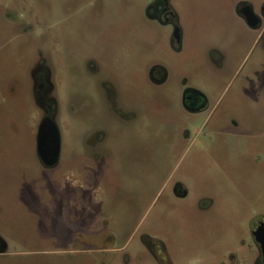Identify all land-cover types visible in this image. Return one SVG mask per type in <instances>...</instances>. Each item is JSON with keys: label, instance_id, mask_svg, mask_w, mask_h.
Returning <instances> with one entry per match:
<instances>
[{"label": "rangeland", "instance_id": "374dc122", "mask_svg": "<svg viewBox=\"0 0 264 264\" xmlns=\"http://www.w3.org/2000/svg\"><path fill=\"white\" fill-rule=\"evenodd\" d=\"M247 1L258 15L264 0ZM147 4L0 0V264H156L145 234L173 264H212L211 251L246 246L264 222V36L215 0H171L175 49L174 23ZM41 63L58 133L50 167L35 144ZM152 65L164 82L150 80ZM186 90L205 111L183 109Z\"/></svg>", "mask_w": 264, "mask_h": 264}, {"label": "flooded vegetation", "instance_id": "af4514ba", "mask_svg": "<svg viewBox=\"0 0 264 264\" xmlns=\"http://www.w3.org/2000/svg\"><path fill=\"white\" fill-rule=\"evenodd\" d=\"M96 0H88L89 3L95 2ZM148 2V9L152 10L151 19H154L160 23L173 22L175 27L174 33V42L175 49L178 48L179 37L181 34L180 29L178 28V19L176 14L173 12V7L171 4V0H146ZM220 5H226L237 11L238 16L242 19V21L246 24L247 27L257 30L258 36L261 38L264 36V4H262L260 8V13L258 15L254 14L252 11V5L247 0H215ZM252 12L253 15L257 18L256 24L252 27L247 25L245 21L244 14L245 12ZM40 53V52H39ZM89 64H93L92 61H89ZM45 67V68H44ZM49 74L50 68L45 66L44 64H37L33 70L32 75L34 77V89L36 91V96L38 100L41 101L42 107L46 108V114L43 116L42 122H46L54 128V131L47 132L43 138V146L45 149V154L47 158H50V155H54L57 150L58 154V146L55 147L56 142L58 145V133L53 123V115L55 112L54 100L50 99L47 101L44 99L43 92L45 90H51L52 86L49 83ZM149 77L150 80L154 84H160L165 80V71L160 65H152L149 68ZM105 84H108L105 82ZM111 85V84H108ZM118 90L115 86L111 85L110 91L106 94V101L111 105V109L120 118L124 116L123 110L119 107L118 102ZM182 107L185 111L195 114L199 112H203L206 109V105L204 104L203 96L194 91V90H186L182 95ZM41 122V123H42ZM39 124V126L41 125ZM35 137L36 144V153L38 154V129ZM56 133V134H55ZM99 135V132L96 133ZM39 157V155H38ZM41 162L45 164V166L50 167L54 164H46L39 157ZM57 160V157H56ZM170 197L175 202H181L185 197V189L184 186L180 182H176L170 189ZM201 202V201H199ZM200 211H204L205 207L200 205ZM261 219V217L259 218ZM248 244L245 246L244 241H240L237 248L234 246H229L227 249H224L222 253L216 256L215 252L211 251L210 255V263L212 264H264V222H253L250 227V231L247 235ZM143 241V249L142 253L147 254L156 264H173V259L170 250L167 248L166 244L155 237H151L149 235L142 236ZM5 244L0 237V256L5 251ZM244 248L246 256H242L237 249ZM215 254V255H214ZM200 260V259H199Z\"/></svg>", "mask_w": 264, "mask_h": 264}, {"label": "water", "instance_id": "95a60500", "mask_svg": "<svg viewBox=\"0 0 264 264\" xmlns=\"http://www.w3.org/2000/svg\"><path fill=\"white\" fill-rule=\"evenodd\" d=\"M244 18L248 26L252 27L256 24L257 18L255 17V15H253L252 12L250 11L245 12ZM52 130L54 131V128L46 122H42L38 129V139H37L38 155L42 159V161L45 162L46 164H54L56 162V157H57V150H56L54 155H50V158H47V155L45 154L46 148H44L43 143H42L44 135L47 132H51ZM57 146L58 145L56 142L55 147L57 148ZM263 247H264V243H263Z\"/></svg>", "mask_w": 264, "mask_h": 264}]
</instances>
